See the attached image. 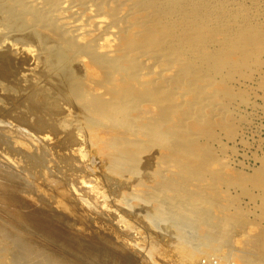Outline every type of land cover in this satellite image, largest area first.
<instances>
[{"label":"rangeland","instance_id":"1","mask_svg":"<svg viewBox=\"0 0 264 264\" xmlns=\"http://www.w3.org/2000/svg\"><path fill=\"white\" fill-rule=\"evenodd\" d=\"M180 1L185 5L184 0ZM130 3L131 0H124L123 11H128V6L133 5ZM202 5L206 9L203 10ZM22 7L15 0H0V167L17 175L26 186V191L21 193L25 204L10 205L8 210L16 207L22 213H29L57 235L52 236L31 227L26 220L12 217L1 201L0 222L8 220L13 232L36 243L45 254L58 258L81 260L68 242L94 232L108 235L111 245L120 253L112 264H187L178 256L180 237L185 236L193 243L209 238V235L202 238V234L197 233V226L189 220V214L184 216L186 207L197 195L198 206L191 205L188 211L204 215L206 227L214 228L221 213L234 216V223L228 226L229 235L211 240L232 251L227 263L238 264L235 256L239 249L249 244L258 226H264V0H193L185 11L174 12L177 20L198 14L205 26L202 37L206 39L214 29H219L223 37V31L234 29V37L242 36V39L235 40L234 50L230 51L234 55L229 63L210 60V55L221 50L218 44L209 43L203 47L204 40L199 43L207 58L202 64L209 78L204 81V92L200 96L207 98V105L201 107L192 92H186L182 110L188 111V116L176 111L165 129L182 122L193 133V138L202 145L201 151L213 157L205 166L208 169L204 176L215 185L201 189V180L188 181L187 188L192 195L184 203L185 207H174L169 202L176 195L174 191H162L157 199L164 203L166 215L160 218H154V199H145L144 195L160 180L162 175L157 174L161 169H166L163 176H174L176 162L159 161L157 147L145 143L137 173L130 172L131 176L128 171L121 177L108 175L98 167L100 163L95 164L90 156L92 153L87 151L89 142L85 140L91 120L82 110L80 99L70 92L76 85L87 93L92 89L90 62L85 57L67 56L66 53L59 61L60 44L50 38L42 23H34ZM74 10L77 21L90 27V11L81 7ZM128 20L113 27L119 31L113 45L119 42L121 29ZM244 45H253L256 50L246 57ZM163 65L162 59L153 66L161 69ZM168 84L173 86L174 82ZM142 105L137 109L140 115L156 112L155 105L146 102ZM198 115L202 119L195 122ZM210 121L213 122L211 130H204ZM106 129L102 124L98 130ZM81 152L92 159L89 161L88 156L84 160ZM27 155L37 156V164L43 166L45 173L50 172L54 178L65 181L67 191L61 193L55 189L46 176L39 173L41 166L26 168ZM212 169L221 177L207 175ZM168 170L173 171L171 175ZM117 182L123 183L118 192L113 189ZM91 186L103 193L89 194ZM105 196L108 207L102 204ZM117 208L129 214L124 215ZM236 222L243 225L238 227ZM261 256L264 258V253ZM8 258L11 262L14 260L12 254ZM213 259L215 263L216 258ZM198 261L199 258L196 264Z\"/></svg>","mask_w":264,"mask_h":264},{"label":"bare ground","instance_id":"2","mask_svg":"<svg viewBox=\"0 0 264 264\" xmlns=\"http://www.w3.org/2000/svg\"><path fill=\"white\" fill-rule=\"evenodd\" d=\"M15 1L28 11L34 23H42L50 38L60 44L61 51L57 53L59 61L66 53L67 56L85 57L90 62L93 78L92 89L87 93V90H80L81 87L76 85L70 89V92L74 95L73 97L80 99L82 110L89 115L91 120V127L88 126V135L85 139L89 142L87 151L88 154L92 153L90 156H93L96 165L100 163L101 167L98 166L100 169L103 168L108 175L114 174L120 177L126 173L125 171H128L127 174L137 173V164L146 149L145 143H153L157 147L159 161L164 163L175 161L174 166L177 170L172 169L176 170L172 173L174 176H163L166 169L158 170L157 175L159 176L160 173V176L162 175L160 180L154 182L156 186L144 195L145 199H154L152 209L156 215L154 218L166 215L164 203L157 199L162 191H174L176 195L171 197L169 202L174 204V207L177 205L185 207L184 203L192 195L187 188L188 181L201 180V189L211 186L210 184L215 185L212 180L209 183L204 176L208 169L205 166L209 165L213 157L201 151L202 145L193 138V133L184 127L182 122L171 125L169 130L165 127L176 111H182L186 117L188 116V111L182 110V104L183 97L189 91L201 107L207 105V98L200 97L204 92V81L209 78L207 69L202 64L207 58L201 52L202 47L199 43L204 40L203 47L209 43L218 44L221 50L210 55V60L229 63L234 55L230 51L234 50L235 40L242 39V36L234 37V29H229L223 31L225 34L223 37L219 29H214L206 39L202 37L205 26L202 20L198 19V14L177 20V13L174 12L185 11L193 0H184L185 5L180 0H131L133 5L130 8L128 6V11L122 9L124 0ZM204 6L202 5L203 10L206 9ZM77 7L90 11V27L87 23L84 26L83 23L77 21L78 18L74 15V9ZM126 18L129 20L121 29V38L113 45V39L119 32L113 27L120 22H125ZM242 49L246 57L256 50L253 45H244ZM162 59L164 65L161 69L153 66L155 62ZM151 72H153L151 75H147ZM169 82H174V85L170 86ZM85 93L87 94L82 98ZM144 102L155 105L156 112L141 115L137 113V109L141 108ZM201 119L202 116L198 115L194 121L199 122ZM88 120L85 121L89 123ZM102 124L107 126L106 131L98 130ZM212 126L213 122L210 121L203 128L209 131ZM81 153V158L84 160L90 157L89 155L85 157L86 152ZM26 162V168L41 166L42 169H38L39 173L41 171V175H45L49 183L59 192L67 191L65 181L54 178V175L49 174L50 172L45 173L43 166L37 164V156L27 155ZM91 167L93 168L94 165ZM212 174H216L213 169L207 173V175ZM216 176L221 177V174H216ZM245 180L249 179L245 178ZM252 181L256 183L255 179ZM257 183L260 182L257 180ZM122 184L117 182L113 189L118 192ZM25 188L24 182L17 175L10 174L6 168L0 167V201L5 204L6 211L19 221L26 220L31 227L37 230H42L52 236L57 235L51 227L35 220L29 213H22V210L13 206L14 209L8 210L10 205L25 204L23 195L21 196V193L26 191ZM90 192L94 196L103 193L96 186H91L88 193ZM102 204L108 207L106 196ZM198 204L199 198L196 195L193 202L186 207L184 216L189 214L191 218L189 220L197 226V233L202 234V238L209 235V238L203 242L199 240L200 242L193 243L190 239H185V236H181L177 243L179 258L187 264H196L198 258L197 264H229L227 259L232 251L225 250L223 245L221 247L217 245L218 242L213 241L217 237L224 238L229 235L228 226L231 222L234 223V216L221 213L222 216L219 215L220 218L218 217V220L216 218L217 221L214 222V228H208L205 226L204 215L188 211L189 206L194 207ZM118 210L124 215L129 214L124 210ZM119 216L122 217V214ZM187 217L185 219H188ZM181 220L179 224L183 225ZM7 221L0 222V264H112L119 258L120 253L111 245L109 236L94 232L88 237L74 238V241L68 242L69 246L80 255L81 260L72 261L50 256L38 249L36 243L13 232L12 224ZM190 221L188 222L191 223ZM185 222L184 225L189 224ZM239 222L245 223L240 220ZM240 224L237 223L238 227ZM252 233L250 238L247 237L250 239L249 244L244 238L248 245L239 249L235 256L238 264H264V258L261 256L264 253V226H258L256 232ZM204 241H207L206 245ZM10 254L14 257L12 262L8 258ZM201 254H203L202 257H200ZM214 257L216 258L215 263Z\"/></svg>","mask_w":264,"mask_h":264}]
</instances>
